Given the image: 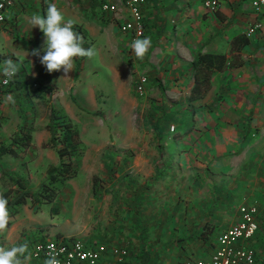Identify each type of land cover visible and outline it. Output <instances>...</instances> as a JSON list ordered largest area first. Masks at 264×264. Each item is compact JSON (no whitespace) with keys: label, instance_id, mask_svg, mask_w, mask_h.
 I'll use <instances>...</instances> for the list:
<instances>
[{"label":"rangeland","instance_id":"1","mask_svg":"<svg viewBox=\"0 0 264 264\" xmlns=\"http://www.w3.org/2000/svg\"><path fill=\"white\" fill-rule=\"evenodd\" d=\"M38 1L24 8L25 19L34 13L44 14L51 3ZM20 35L15 27L9 32L8 45L0 38V54L18 62L16 79L24 82L21 98L13 96L20 116L11 114L2 123L0 114V145L11 140L17 121L33 128L30 148L17 158L7 159L3 167L23 176L34 192L46 178L47 166L55 162V152L46 145L45 131L51 95L45 96V101L30 94L41 85H50L55 92L57 74L46 69L42 75L45 72L47 76L23 74L22 67L33 58L29 53L43 44L42 35L31 39ZM103 45L101 37L82 40V46L92 48L95 55L77 58L78 68L74 63L76 90L82 85L88 95L94 92L91 103L82 95L74 96L76 104L73 96L67 100L71 110L68 119L77 129L84 150L72 161L75 176L55 203L28 204L18 216L10 217L13 224L0 232V246L32 241L38 235L45 241L70 238L96 245H129L132 260L128 264H137L143 249L152 254L153 264H180L187 256L204 259L212 239L236 222L238 208L253 203L264 233V134L258 129L252 134L241 133L236 151L213 152L208 118L195 119L210 109L203 106L201 110L200 105L189 103L187 90L150 84L145 75L131 72L117 57L111 58V51L104 50L108 46ZM107 57L117 60L110 63L115 72ZM36 63L43 67L39 60ZM139 77L146 78L147 83L142 95L135 90ZM63 94L61 91L58 99L63 100ZM62 104H57L61 110L66 103ZM16 123L12 130L10 125ZM189 130L196 134L185 136L187 141L180 144L181 135ZM235 138L223 137L228 142ZM55 206L58 211L51 212ZM196 227L202 228L201 232ZM187 231L191 236L186 245ZM203 239L208 242L203 244ZM161 245L167 247L159 248Z\"/></svg>","mask_w":264,"mask_h":264},{"label":"crops","instance_id":"2","mask_svg":"<svg viewBox=\"0 0 264 264\" xmlns=\"http://www.w3.org/2000/svg\"><path fill=\"white\" fill-rule=\"evenodd\" d=\"M36 1L38 0H20L18 4L15 3V6L6 12L7 20L13 19L10 21L15 22V26L12 29H4V27L0 26V38L6 45L10 41L9 32L14 30L15 27L21 31L20 37L25 38L28 36V39H31L42 35L41 44H44L45 38L43 33L38 28L31 30L28 24L30 17L25 19L22 15V12L25 10L24 8L27 5L35 4ZM42 1L39 0L38 2ZM98 1L51 0V3L56 4L60 8L66 19H71L74 22V31L83 37V41L90 42L101 37L104 48L108 46L104 50L107 52L111 51L112 53L111 58L117 57L118 61L126 65L131 72L134 71L145 75L152 85L162 84V87L179 88L182 92L187 90L188 100L190 90L194 84L191 64L197 54L223 56L225 58V65L221 71L215 73L211 78L209 92L196 101L191 102L189 100V103L196 104L197 107L200 105L199 109L201 110L203 106L210 109L208 113L205 112L202 115L195 116V119L198 121L208 118L210 127L207 134L211 137L210 141H212L211 147L214 150L213 152L217 153L236 151L239 144L237 136L241 133L243 135L246 133L252 134L253 131L258 129L260 134H264V6L261 8L260 13L256 14L252 8L254 0H216L218 6L214 11H210L204 6L205 1L208 0H146V4L142 8L145 23L144 37H150L152 44L145 57L138 59L131 47L135 39L130 35L121 33L119 30V25L127 19L126 15H123L117 21L112 15L104 14L100 11ZM111 1L119 3L121 0ZM256 20L261 22L262 28L254 35L246 37L247 29ZM11 24L14 25L13 23ZM243 37L246 39V44L241 46V39ZM86 46L87 44H85ZM239 46H241L240 49H237ZM6 53H8L7 50ZM0 56L2 55L0 54ZM7 58H1L0 63ZM106 59L110 68L115 72L110 63H115L117 60L114 59L112 61L108 57ZM38 60V58L34 60L33 57L28 62L27 67L22 65L23 74L32 78L42 76L44 68H41L40 65L39 67L36 66ZM103 61L104 63L106 62L104 59ZM83 62L84 60L81 62V66ZM56 74V90L54 92L53 89L50 93V105L52 107L56 109V107L59 108L57 104L66 103L62 108L63 110L60 108L56 110L61 111L62 114L69 117L71 110L67 105V100L70 96H73V98L77 95L86 96V101L91 103L90 97L94 95L93 91L89 92L90 95H88L83 90L82 85H80L78 90L75 88L74 66L73 71L67 77L64 76L63 71L56 72ZM22 85L24 90V82H22ZM46 86L50 87V85ZM61 91L64 93L63 100L61 98L58 99V97H61ZM9 95L14 96L13 93L0 92L2 123L11 114L17 115V117L20 116L17 104L7 102ZM42 97L44 96L42 95L36 99L41 100ZM17 122L19 127L21 125L20 121ZM241 122L242 124L245 122L244 125ZM16 125L17 123L10 125L11 129H15ZM243 129L245 130L244 132ZM187 133L181 135L180 144H183L185 141V136L196 134L195 130H189ZM224 136L236 138L228 142L223 139ZM233 142L234 146L230 145ZM229 145L233 147L230 148ZM55 155L53 156L55 162H50L49 166L58 164V158L56 160ZM9 158L12 157L6 156L2 159V166L6 162H9L7 160ZM40 160L41 162L43 161L42 159ZM4 188L7 187L1 181L0 176V194L4 193L7 189L14 190L9 187L7 189ZM28 204L32 206L29 201L25 205ZM23 206L11 218L18 216ZM56 209L53 208L51 212H57L58 208ZM178 214H180V211H178ZM12 224L9 221L8 227H11ZM196 229L200 228L196 227ZM187 234L188 240L184 242L186 245L189 244V237L191 236H189L190 233L188 231ZM34 237L35 239L33 238L34 240L32 241L27 240L23 242L29 245V250L32 252V259L29 264L39 263V260L34 256V246L45 242V237H40L39 235ZM5 238H7L6 235ZM2 241L4 243L8 242L6 239L3 240V237ZM180 241L182 240L180 239ZM7 244H5L6 247L8 246ZM127 246L108 247H125L130 252L131 249L129 245ZM164 247L167 246L161 245L159 248Z\"/></svg>","mask_w":264,"mask_h":264},{"label":"trees","instance_id":"3","mask_svg":"<svg viewBox=\"0 0 264 264\" xmlns=\"http://www.w3.org/2000/svg\"><path fill=\"white\" fill-rule=\"evenodd\" d=\"M241 40V46H244L246 44L245 37ZM241 46L237 49H240ZM1 58L3 57L0 56V59ZM75 62L78 68L79 60H76ZM224 65L225 58L221 55L197 54L195 60L191 64L194 81L189 94V100L191 102L204 97L209 92L211 88V78L215 73L221 71ZM43 70H45V68ZM47 74L42 76H47ZM22 87V81H20V79H14L10 82L9 86L3 90V92L13 93L15 97L21 98L23 92ZM51 91L52 89H50V87L41 85V87L34 90L30 96L39 98L43 95L44 97L42 98L44 100L45 96L50 94ZM46 100L48 99H45V101ZM72 100L76 104L74 98H72ZM47 103H49V114L48 122L45 125V131L48 132L49 139L46 145L55 151L58 158V164L47 168L46 178L39 184L36 191L31 192L27 181L23 177L6 171L1 164L4 157L8 156L17 158L21 152H25L30 148L32 145L33 128L22 123L12 135L10 142L0 145L1 181L5 184V187L14 189H7L4 193L0 194V197H4L9 201V217H13L18 212V209L25 205L27 201L36 207L37 205L40 206L43 204L54 203L66 184L75 176L72 161L74 159L78 160L84 151L79 139V133L75 126L70 122L66 115L52 107L49 100ZM93 193L96 194V188L93 189ZM54 208L56 209L57 207L55 206ZM259 214L258 211L256 219L257 222L259 220L261 223ZM262 214L264 215V213ZM201 230L202 228L200 229V232ZM210 233L211 232H209V234ZM263 237L264 233L261 231V226H259L258 222V229L250 243V246L254 251L256 264H264V246L261 245V243L264 242ZM214 238L212 240H214ZM207 242L206 239H203V244ZM256 243H259V245L255 246ZM211 245L212 242H210L209 247ZM130 260H132L131 254L128 257L127 262L129 263ZM137 260V264H153L152 254L144 249L141 254H139Z\"/></svg>","mask_w":264,"mask_h":264},{"label":"built area","instance_id":"4","mask_svg":"<svg viewBox=\"0 0 264 264\" xmlns=\"http://www.w3.org/2000/svg\"><path fill=\"white\" fill-rule=\"evenodd\" d=\"M98 2L100 11L112 15L117 21L126 15L127 19L119 25L121 33L130 35L134 39L144 37L145 23L142 8L145 6L146 0H121L119 3L111 0H99ZM14 6L15 0H0V25L4 29H12L15 26V22L10 21L13 19L7 20L6 17V12ZM204 6L210 11H214L218 3L216 0H208L205 1ZM263 6L264 0L252 2L253 11L256 14L260 13ZM261 28V22L254 21L247 29L246 37L254 35ZM11 81L4 84L3 78L0 77V92L9 86ZM146 84L144 77H139L135 82V90L139 95L144 93ZM173 130L171 128V132ZM257 215L258 207L255 203L240 206L236 222L215 236L207 257L200 259L187 256L180 264H256L250 243L258 229ZM49 252L57 254L60 264H126L129 257V252L125 247H108L104 244L96 245L77 239L63 238L46 240L44 243L34 246V256L39 260L38 264H43V260Z\"/></svg>","mask_w":264,"mask_h":264},{"label":"clouds","instance_id":"5","mask_svg":"<svg viewBox=\"0 0 264 264\" xmlns=\"http://www.w3.org/2000/svg\"><path fill=\"white\" fill-rule=\"evenodd\" d=\"M73 21L66 19L56 4L50 3L44 14L34 13L30 16L28 24L32 29L38 28L44 36V44L39 49H34L29 55L39 59L40 64L48 73L63 71L64 76L73 71L77 58L91 59L95 55L92 48L82 46L83 37L73 29ZM150 37L135 39L132 42V50L138 59H143L151 47ZM43 53V54H42ZM20 66L17 61L7 58L0 63V77L3 83L17 77ZM7 102L14 104L12 95L7 97ZM9 201L0 197V232L7 229L9 224ZM32 252L27 243H20L11 247L0 246V264H29ZM43 264H60L57 254H46Z\"/></svg>","mask_w":264,"mask_h":264}]
</instances>
